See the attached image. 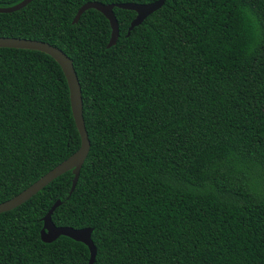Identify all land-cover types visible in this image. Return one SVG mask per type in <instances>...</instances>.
<instances>
[{"label":"trees","instance_id":"16d2710c","mask_svg":"<svg viewBox=\"0 0 264 264\" xmlns=\"http://www.w3.org/2000/svg\"><path fill=\"white\" fill-rule=\"evenodd\" d=\"M19 0H0L7 6ZM86 1L30 0L0 36L38 39L72 62L88 152L0 212V264H89L87 247L39 238L41 218L90 227L91 264H264V0H164L118 36ZM79 145L62 71L0 47V202Z\"/></svg>","mask_w":264,"mask_h":264},{"label":"water","instance_id":"95a60500","mask_svg":"<svg viewBox=\"0 0 264 264\" xmlns=\"http://www.w3.org/2000/svg\"><path fill=\"white\" fill-rule=\"evenodd\" d=\"M30 0H19L14 4L7 6H0V13H8L18 10L25 6ZM164 0H153L146 3H132V2H121V3H101L98 1H86L81 4L75 11V14L71 20L72 23L76 22L79 15L88 8H93L100 12L108 21L109 24V37L105 47H110L116 41L118 36V27L115 16L112 11V7H118L122 9H129L134 11V17L130 20L125 35H128L129 30L138 25L148 14L158 9ZM0 47H12L22 49H33L41 51L51 58H53L59 65L62 74L64 76L67 89H68V100L70 106L71 116L79 136L78 147L70 153L67 157L62 159L60 162L55 164L53 167L44 172L36 180L30 183L28 186L23 188L21 191L11 196L10 198L0 202V212L9 210L25 200L31 195L40 190L44 185L51 181L56 176L62 174L65 171L71 172L70 187L68 195L71 193L75 182L78 177L79 169L82 162L88 152L89 141L87 138L86 131L83 125V119L81 115V93L80 86L72 66L71 59L58 47L51 45L47 42L38 39H28L13 36H0ZM58 204V200H55L49 209L44 213L41 218L42 225L39 230V238L43 242H50L59 235L67 236L75 241L82 242L88 250V263L91 264L94 258L95 247L90 239V227L73 228L70 226H56L50 219V213Z\"/></svg>","mask_w":264,"mask_h":264}]
</instances>
